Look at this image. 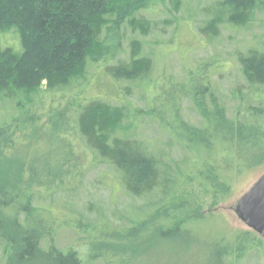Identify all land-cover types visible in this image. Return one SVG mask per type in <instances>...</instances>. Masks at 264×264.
<instances>
[{
  "label": "trees",
  "instance_id": "1",
  "mask_svg": "<svg viewBox=\"0 0 264 264\" xmlns=\"http://www.w3.org/2000/svg\"><path fill=\"white\" fill-rule=\"evenodd\" d=\"M155 2L0 0L1 264H82L77 249L59 246L57 235L72 224L79 232L89 220L84 223L81 215L72 223L71 209L52 212V201L40 207L36 200L72 190L65 179L84 168L107 164L129 195L146 197L121 214L120 226L98 220L108 230L91 239L99 254L102 245L116 252L123 236L143 223L174 246L264 165V49L239 52L246 94L237 88L238 101L229 104L212 81L211 71L222 63L199 61L175 80L157 70L158 55L167 46L146 50L138 36L125 46L126 28L148 27L149 20L138 13ZM209 12L201 31L211 40L221 23L252 25L256 14L264 13V0H216ZM134 85L139 92L151 85L148 110L129 97ZM184 100L196 111L195 121L182 115ZM146 113L158 124L163 115L173 116L168 127L161 124L166 146L136 134ZM177 144L182 155L174 151ZM195 184L205 187L209 211L202 213L204 200L189 189ZM257 233L240 234L237 248L214 242L210 252L218 254L217 264H226L224 256L234 250L229 264H237L263 244Z\"/></svg>",
  "mask_w": 264,
  "mask_h": 264
},
{
  "label": "rangeland",
  "instance_id": "2",
  "mask_svg": "<svg viewBox=\"0 0 264 264\" xmlns=\"http://www.w3.org/2000/svg\"><path fill=\"white\" fill-rule=\"evenodd\" d=\"M215 1L156 0L151 9L141 10L138 13L140 17L149 20V26L143 27L148 31L143 33V28H140L133 32L128 26L125 46L133 36L144 40L146 50H151L153 47L157 50L155 48L157 43L167 46L161 49L162 55L161 53L158 55L160 60H158L157 70L158 72L162 69L166 70L167 74H173L175 80L185 77L187 70L199 61L214 60L222 63L224 67L211 71L212 81L220 95L229 104H234L239 97L237 88L246 94L243 72L237 57L239 52H247L253 47L264 49V13L258 12L256 14L258 20L247 28L235 27L231 23H221L219 33L210 40L208 34L201 31V27L206 25V19L211 17L209 9ZM188 20L190 25L186 23ZM153 77L156 78L157 75ZM147 87L150 88L151 85ZM149 88L139 92L134 85L133 91L129 93L134 104L138 103L146 110H148L149 99L154 94L152 88L151 90ZM191 105L189 101L184 100L181 113L183 116L187 114L195 121L196 111ZM145 116V122L137 129L136 134L146 137L160 148L166 146L167 132L163 126L168 127V122L173 121V116L169 113L165 117L163 115L164 119L161 120L163 126L151 121L149 114L146 113ZM173 123L172 128L178 130L179 128ZM174 151L178 155L184 153L178 144L174 147ZM84 161L88 166L87 156H84ZM84 169L86 171L83 174H68L69 176L65 179L64 182L73 187L72 190H60L56 194L36 200L38 203L36 205L40 207L52 201L54 203L51 207L52 212L57 211L60 206L66 210L71 209L72 215L69 218L72 223L81 218V215H84V223L89 220V223L82 224L83 227L79 229V232H76L72 224V226L62 228L57 235L59 246L62 248L74 246L77 249L82 264H217L218 254L210 252L214 242L229 243L232 248H237L239 235L245 233L246 230H254L238 216L233 207L240 196L264 173V165L234 186L224 201L212 208L211 215L197 222L193 221L195 224L190 231L192 235L176 238L174 246H170L171 239L151 229L149 223H143L123 236L122 242L118 243L115 248L116 252L112 247L106 248L102 245L98 250H103L102 253L97 254V251L95 252L97 247L92 244L91 239L93 236L95 239L107 235L108 232L107 229H102L104 225L98 220L102 219L113 226H120L121 214L125 213L130 205L132 207L137 203L144 204L146 197L134 199L129 195L116 179L118 172L107 164ZM74 175L76 177H73ZM70 179L73 181L70 182ZM202 185L195 184L189 189L204 200L203 213L209 211L207 205L211 199ZM48 214L50 213L44 210L43 215ZM90 223L92 224L89 225ZM95 223L98 226L95 229L91 228ZM113 233L111 231L108 235L115 238L117 234ZM260 236L263 244L257 248L255 246L237 264H264V236ZM1 253L2 247L0 246V264L3 257ZM227 253L224 256L225 263L229 264L234 259L236 251L232 250Z\"/></svg>",
  "mask_w": 264,
  "mask_h": 264
},
{
  "label": "water",
  "instance_id": "3",
  "mask_svg": "<svg viewBox=\"0 0 264 264\" xmlns=\"http://www.w3.org/2000/svg\"><path fill=\"white\" fill-rule=\"evenodd\" d=\"M233 209L248 226L264 236V173L240 196Z\"/></svg>",
  "mask_w": 264,
  "mask_h": 264
}]
</instances>
